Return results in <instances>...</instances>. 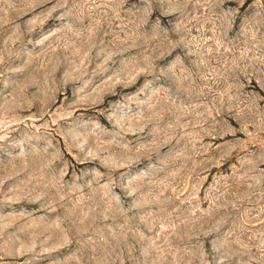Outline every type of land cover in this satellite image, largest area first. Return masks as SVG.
Instances as JSON below:
<instances>
[{
  "label": "rangeland",
  "instance_id": "rangeland-1",
  "mask_svg": "<svg viewBox=\"0 0 264 264\" xmlns=\"http://www.w3.org/2000/svg\"><path fill=\"white\" fill-rule=\"evenodd\" d=\"M0 264H264V0H0Z\"/></svg>",
  "mask_w": 264,
  "mask_h": 264
}]
</instances>
